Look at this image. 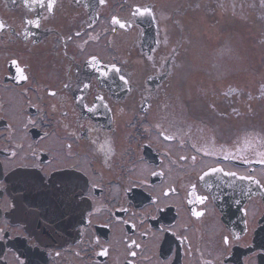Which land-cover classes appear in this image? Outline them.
<instances>
[{"label": "flooded vegetation", "instance_id": "af4514ba", "mask_svg": "<svg viewBox=\"0 0 264 264\" xmlns=\"http://www.w3.org/2000/svg\"><path fill=\"white\" fill-rule=\"evenodd\" d=\"M173 2L59 0L56 15L35 28L24 21L40 18L39 6L0 0V264H264V140L254 142L248 124L230 135L232 147L200 132L197 124L214 125L192 118L197 74L190 77L185 62L189 34L202 30L211 8L200 0L162 7ZM136 7L152 14L134 16ZM112 17L131 27L112 25ZM148 29L157 31L151 52L142 47ZM93 55L129 83L100 76L86 63ZM11 58L28 69L23 87L5 80L15 71ZM177 76L188 101L182 115H167ZM200 88L203 98L212 92ZM229 92L223 112L212 106L217 122L238 117L243 91ZM213 168L223 171L200 179ZM169 187L176 192L165 197ZM132 241L140 248L129 249ZM102 248L108 256L97 255Z\"/></svg>", "mask_w": 264, "mask_h": 264}, {"label": "rangeland", "instance_id": "374dc122", "mask_svg": "<svg viewBox=\"0 0 264 264\" xmlns=\"http://www.w3.org/2000/svg\"><path fill=\"white\" fill-rule=\"evenodd\" d=\"M195 1L176 0L168 6L163 4L162 7L171 10L182 5L181 7L184 8L185 5ZM200 1L206 4L207 9L211 8L212 12L207 11L205 19L202 14L203 27L200 32L191 31L189 34L192 48L185 63L190 68V77L197 74L190 84L194 89L193 98L188 102L194 105V112H191L192 118L202 119L214 125L209 128V126L197 124L198 127L206 128L200 131L204 135L211 139L216 138L212 142L214 145L218 141L223 146L226 144L229 145L228 147L234 146L228 143L231 141L228 138L245 124L252 127L254 142L264 140V95H262L264 91V5L261 4V0ZM205 1L208 2L205 3ZM165 11L168 12V10ZM192 13L194 12L191 11L190 14ZM172 49L174 47H171ZM189 68L183 71H189ZM182 76H177L173 82L176 100L171 108L166 107L167 115L171 114L170 110L182 115L181 108H184L188 101L185 99L184 92L186 82ZM215 76L218 79H215ZM216 81L219 87H215ZM199 82L200 86H198ZM199 87H201V94L206 88H210L212 92H207L206 97L203 98L202 95L199 96ZM232 87L238 88L239 92L240 89L243 91L236 97L238 117L236 118L235 113H232L227 120L230 124L225 121L217 122L216 119L219 117L211 112L212 106L223 112L222 106L226 107L223 103L220 104L225 96L223 91L228 93ZM247 92L250 94L248 96L251 101L247 99ZM197 102L199 105L196 104ZM135 110L136 108L131 110V113ZM180 115L177 114L179 118H181ZM127 120L128 117L125 122ZM256 150L254 148V152Z\"/></svg>", "mask_w": 264, "mask_h": 264}, {"label": "snow or ice", "instance_id": "6c2138e0", "mask_svg": "<svg viewBox=\"0 0 264 264\" xmlns=\"http://www.w3.org/2000/svg\"><path fill=\"white\" fill-rule=\"evenodd\" d=\"M30 2L32 5L39 6V8L42 10V12H41L40 18H38V19H35V20L25 19L24 23H25L26 27L31 26V27L39 28L41 26V19H50L56 15L59 0H24L25 6L27 7ZM98 3H99V5L103 6L106 4V0H98ZM261 4L264 5V0H261ZM145 14H149V15L152 14V10L150 8H141V7H136L133 10L134 16H136V15L143 16ZM111 24L114 26H118V28H120V29H125L127 27H131V25L127 24L126 21H123L117 17H112ZM5 28H6V25L2 21H0V30H4ZM113 30L115 31V28ZM18 35H25V33L22 32ZM75 35L80 36V32L77 31L75 33ZM71 38L72 37L70 35L67 37L68 40H71ZM90 39L94 40V39H97V37H91L90 36ZM81 51H83V50L81 49ZM9 63L11 65V67L14 68L15 71H14V74L10 75L9 77H6L5 80L12 79L17 84H19L21 87H23V85L25 83H28L30 81V76L28 75V69L25 67H21L20 61L17 58H11ZM86 63L91 65L94 71L99 66V68H100L99 75L102 76L104 79H107L109 74L116 73V74H120V79L122 81H124L125 84L129 83L128 79L121 74V69L118 66H116L115 64H112L110 66L109 65H102L101 60L97 56H94V55L90 56L89 59L86 61ZM64 87L67 88V87H69V85L65 84ZM88 87H90V84L84 85V88H88ZM49 95L56 96V93L50 92ZM97 99L100 100L101 102H103L104 98L98 96ZM162 135H163V133H162ZM163 138L165 140L171 139V137L167 136V135H164ZM68 147L71 148V145H69ZM13 155H15V153H13ZM181 159H185V158L181 157ZM192 159H193V161H195L196 157H192ZM221 171H223V170L213 168V169H211L210 172H205L204 175L200 177V179L203 180L205 176H210L216 172H221ZM223 174L225 176H236V173H234V172H224ZM151 175L163 176L164 173L163 172H152ZM239 179L240 180H251L252 177L240 176ZM68 182H69V184H71V182H72L71 177L68 178ZM175 192H176L175 188L169 187L168 191H165L163 193V195L165 197H167L169 195L175 194ZM206 199H207V197H203V196L200 197V203L203 204ZM153 203L157 204L159 202L156 199H153ZM160 210L162 211L163 209H160ZM118 211H125L126 212L127 209L121 208V209H118ZM90 215H91V213H90ZM193 215L197 218H200L201 216L204 215V213L201 211H193ZM124 223L127 224L128 222L124 221ZM141 223H143L142 220H141ZM132 227H134V225H132ZM173 235H175V233H173ZM177 238L179 239V237H177ZM97 243H98V241H97ZM223 243L225 245H227L229 243V240L227 237H224ZM127 247L129 249H133V248L139 249L140 245L137 244L135 241H132L131 243H128ZM108 254H109V250L107 248H102L97 253L98 256H104V257L108 256ZM128 255H130L131 257H135L137 255V252L134 250L129 251ZM129 264H131V261H129Z\"/></svg>", "mask_w": 264, "mask_h": 264}, {"label": "water", "instance_id": "95a60500", "mask_svg": "<svg viewBox=\"0 0 264 264\" xmlns=\"http://www.w3.org/2000/svg\"><path fill=\"white\" fill-rule=\"evenodd\" d=\"M157 45V31L148 29L144 33L143 48L151 52Z\"/></svg>", "mask_w": 264, "mask_h": 264}]
</instances>
